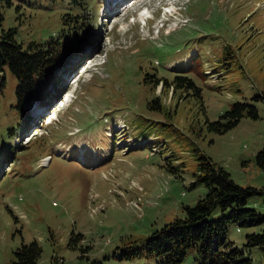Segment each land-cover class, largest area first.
Returning <instances> with one entry per match:
<instances>
[{"label": "rangeland", "instance_id": "1", "mask_svg": "<svg viewBox=\"0 0 264 264\" xmlns=\"http://www.w3.org/2000/svg\"><path fill=\"white\" fill-rule=\"evenodd\" d=\"M140 1L11 0L2 8L0 35L15 28L23 45L75 29L69 62L79 65L60 77L54 102L51 87L45 101L24 104V133L17 80L3 68L0 264H17L16 249L34 240L41 248L34 264H158L154 256L119 254L205 194L202 184L190 185L197 151L236 184L259 190L246 206L264 216V163L256 160L264 100L255 98L264 93V0ZM143 2L158 11L155 22L130 24ZM165 3L176 6L172 15L162 14ZM66 13L76 19L65 25ZM177 74L198 90L175 87ZM236 102L251 103L257 117L214 130L210 122ZM263 230L264 221L230 223L226 240L251 264H264L259 246H244L247 234ZM73 233L83 235L74 246ZM197 255L189 249L181 264H198Z\"/></svg>", "mask_w": 264, "mask_h": 264}, {"label": "trees", "instance_id": "2", "mask_svg": "<svg viewBox=\"0 0 264 264\" xmlns=\"http://www.w3.org/2000/svg\"><path fill=\"white\" fill-rule=\"evenodd\" d=\"M11 0H0V24L3 21L2 8L8 6ZM76 16L64 14V23ZM70 34L63 27L57 38H50L45 43L29 41L25 45L16 40L15 28L2 30L0 35V86L4 78L2 71L7 66L15 76L16 105L23 115L22 132L26 121L24 104L35 100L43 102L49 89L51 102L61 93L60 77L74 72L78 61L69 62L76 51L72 45L78 39L76 30ZM75 46V45H74ZM76 55V54H75ZM74 55V56H75ZM84 58V57H83ZM78 64V65H77ZM59 73V74H58ZM175 87H195L194 82L182 74H177L172 82ZM255 98L264 100V93ZM257 117L256 108L248 102H236L230 109L220 114L219 120L210 122L214 130L225 131L235 126L243 116ZM40 118V122L42 121ZM24 133V132H23ZM23 135V134H22ZM198 166L191 186L196 183L206 188L205 194L194 205H183L184 215L175 217L149 236L129 242L123 247L119 259H133L139 256H154L158 264H181L189 249L198 253V264H251L250 259L236 247H231L226 240L228 224L238 223L240 226H255L264 221V216L252 207L246 206L248 196L259 192L252 187H242L230 177V173L217 165L210 157L197 151ZM260 166L264 163V147L256 153ZM81 233L72 234L69 244L74 246L76 240L82 238ZM244 246L249 249L259 246L264 252V230L259 233L247 234ZM84 250V249H83ZM41 254L37 241L22 243L15 251L17 264H34Z\"/></svg>", "mask_w": 264, "mask_h": 264}, {"label": "bare ground", "instance_id": "3", "mask_svg": "<svg viewBox=\"0 0 264 264\" xmlns=\"http://www.w3.org/2000/svg\"><path fill=\"white\" fill-rule=\"evenodd\" d=\"M121 1V0H120ZM139 1L140 0H124V6L126 5L127 6V4L129 5V4H137V3H139ZM122 6V5H121ZM61 100H62V98H61ZM68 102V97H67V100L66 101H62V105H64L65 106V103H67ZM50 121H51V119H50ZM47 163V159L46 158H44L43 159V165H45Z\"/></svg>", "mask_w": 264, "mask_h": 264}]
</instances>
